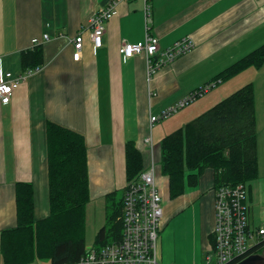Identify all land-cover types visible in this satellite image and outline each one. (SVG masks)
Masks as SVG:
<instances>
[{"label":"crops","instance_id":"crops-1","mask_svg":"<svg viewBox=\"0 0 264 264\" xmlns=\"http://www.w3.org/2000/svg\"><path fill=\"white\" fill-rule=\"evenodd\" d=\"M112 2L117 3V15L107 22L103 46L95 50L89 20ZM145 4V0H0V60L5 71L24 74L22 54L34 47L35 39L44 42L43 66L14 91L8 105L0 104V233L16 226L17 182L33 184L36 220L50 214L47 121L84 135L90 197H105L117 190V173L124 165L126 174L127 142L141 146L144 159L150 162L144 146L150 136V117H158L201 90L222 70L264 44V0H149V19ZM147 27L159 39L161 52L186 37L195 48L150 75L144 55L124 60L121 54L124 43L144 41ZM77 34L84 39L78 62L73 56ZM249 73L254 71L248 69L229 83ZM233 85L229 91H235ZM220 89L210 90L207 96L221 102L232 93L221 96ZM199 98L193 107L204 99ZM191 115L183 110L174 119L185 118V123L198 114ZM257 131L259 143L258 120ZM164 177L156 172L164 212L159 263L205 264L215 227L214 172L206 170L197 188L175 200L169 198ZM248 204L251 226H262L264 218L256 211L264 216V187H258L256 196L252 189Z\"/></svg>","mask_w":264,"mask_h":264},{"label":"trees","instance_id":"trees-1","mask_svg":"<svg viewBox=\"0 0 264 264\" xmlns=\"http://www.w3.org/2000/svg\"><path fill=\"white\" fill-rule=\"evenodd\" d=\"M43 64L42 45L34 46L21 56L24 73L38 70ZM263 66L264 44L233 62L205 86L228 82L248 69H261ZM46 141L50 214L47 218L36 220L33 184L17 182L14 185L16 226L3 229L0 233L2 264H33L45 260L51 264H78L88 248L101 249L119 243L123 237L125 193L150 165L144 159L141 146L134 141L126 143V186L122 197L118 198V190L105 196L106 222L93 245L88 247L85 240L90 184L85 137L63 124L47 121ZM160 148L161 172L167 178L170 199L175 200L188 189L197 188L208 169L214 172L216 190L243 185L249 196L252 189L254 191L253 183L260 177L253 83L242 86L165 136ZM248 207L250 209L249 204ZM249 226L252 229L261 227H252L250 222ZM214 248L215 238L211 235L208 254ZM253 248L251 255L233 264L253 256L264 257V241Z\"/></svg>","mask_w":264,"mask_h":264},{"label":"built area","instance_id":"built-area-1","mask_svg":"<svg viewBox=\"0 0 264 264\" xmlns=\"http://www.w3.org/2000/svg\"><path fill=\"white\" fill-rule=\"evenodd\" d=\"M149 0H145V15L150 17ZM117 3L112 2L100 9L89 20L92 31L91 39L95 50L103 46L106 23L117 15ZM145 39L138 43H124L121 54L124 60L136 55H144L149 74L153 75L167 64L173 62L195 48L189 37L174 43L166 51H160L159 39L148 32ZM48 41L49 36L45 35ZM38 39L34 45H40ZM74 60L81 61L84 39L78 34L73 40ZM39 70V69H38ZM14 75L7 72L0 60V104L8 105L13 93L36 71ZM214 86V85H213ZM213 86L201 90L179 101L158 117H150V136L145 138L144 146L151 149V161L148 169L133 183L125 193L123 212V237L119 243L101 249L88 248L87 254L78 264H160L158 258L159 238L163 220L162 197L156 184V164L154 159V142L152 128L154 124L166 119L188 106L197 98L209 92ZM250 209L247 205V190L243 185L234 188H220L215 195V227L213 236L215 248L206 256L205 264H233L247 255H251L257 244L264 241V225L258 229L249 226Z\"/></svg>","mask_w":264,"mask_h":264},{"label":"rangeland","instance_id":"rangeland-1","mask_svg":"<svg viewBox=\"0 0 264 264\" xmlns=\"http://www.w3.org/2000/svg\"><path fill=\"white\" fill-rule=\"evenodd\" d=\"M251 69H252V71H254V74H252V73L246 74V76H243V78H240V80H237L238 83L235 80L236 82H231V83H229V81L225 82L223 84V86H221V84L217 87L213 86V88L211 89V92L220 89L218 87L221 86V89L219 92L221 93V96H224L223 93H226V92L234 93L236 90H238L242 86L247 85L248 83H251V82H253V85L256 88V91H255L256 104L258 107L257 120L259 123V138H260L259 139L260 178H259V180L255 181L253 183V186L255 188V196H256V192H257L258 187H264V128H263L264 127V66L261 69H255V68H251ZM243 79H244V83H243ZM246 79L249 81H247ZM245 80H246V82H245ZM232 83L233 84L236 83V84L233 85ZM231 85H233L232 87L235 88L234 89L235 91H229L231 89V87H230ZM232 93H228V96H229V94H232ZM207 95L208 94H205L204 96H202L198 99V100H202L204 98L202 100V102H200L199 104L196 103L197 106L193 107V105L196 102V101H194L191 103V106H187V107L181 109L178 113H176V114H174V115H172L166 119L160 120L158 122V124L156 123L157 125L155 127L156 129H154L153 138H154V145L157 149V161L155 162V164H156V172H158V175L160 174L162 177H164V174L161 172L162 171V152H161V148H160L163 138L165 136L171 134L172 132H174L178 128H180V126H184L183 124H185L186 122H190L193 120V119H188V121H185V123H183L182 120H187V119L183 118L180 121H178V120H175L174 118L177 117L179 115V113L182 112L183 110L185 111L187 116H193L191 114L197 113L198 115H196V117H195V118H197L198 116H200L201 114H203L204 112L209 110L212 106L217 104L218 100H216L214 98V96L212 97V96H207ZM226 97H227V95L224 98H226ZM221 98H223V97H221ZM212 99H213V101H211ZM221 100H223V99H221ZM209 103H211V105L208 107ZM206 104H207L206 109H202ZM160 115H158V116H160ZM181 123H182V125H181ZM146 147H145V149H146ZM148 151L151 154L150 148H148ZM124 170H125V165H124ZM124 170L117 173L116 187H117V190L119 191V197H118L119 199L122 197L123 190L126 186V174H125ZM165 179H167V178H165ZM158 189H160V191L162 193L161 185H158ZM256 201L257 200H255V205H256ZM259 206H261V204H259ZM255 207H257V206H255ZM256 213H258L259 218L261 220H263L264 216L262 215V211H260V214H259V210H257ZM105 222H106L105 197H101L98 194H96V195L94 194V195H92V198L90 197V203H89L88 208H87V229H86V240L85 241L87 242L88 247L93 245V242H95L96 237L98 236V233L101 230V228L105 225ZM205 262H206V260L203 263H205ZM33 264H51V262L48 260H45V261L35 262ZM211 264H216L214 258H213V261Z\"/></svg>","mask_w":264,"mask_h":264},{"label":"water","instance_id":"water-1","mask_svg":"<svg viewBox=\"0 0 264 264\" xmlns=\"http://www.w3.org/2000/svg\"><path fill=\"white\" fill-rule=\"evenodd\" d=\"M239 264H264V257L253 256V257H250V258L242 261Z\"/></svg>","mask_w":264,"mask_h":264}]
</instances>
